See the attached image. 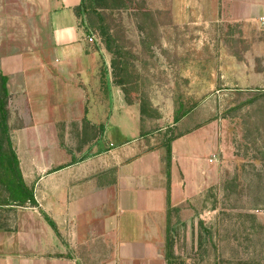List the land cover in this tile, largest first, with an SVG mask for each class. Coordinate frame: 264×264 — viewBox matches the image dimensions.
<instances>
[{"label": "rangeland", "instance_id": "1", "mask_svg": "<svg viewBox=\"0 0 264 264\" xmlns=\"http://www.w3.org/2000/svg\"><path fill=\"white\" fill-rule=\"evenodd\" d=\"M81 1L78 25L99 53L102 100L114 91L119 117L129 113L125 136L112 131V145L105 139L108 131H100L104 145L140 141V150L165 152L169 139L175 137L172 145L187 135L197 160L208 163L204 171L211 178L187 205L171 211L165 252L183 257L185 264L263 261L262 16L248 15L244 2L227 0ZM37 10L33 0H0V45L37 50L44 34L38 32ZM80 139L70 142L60 134L54 148L77 155ZM239 165L246 195L236 192ZM28 191L0 155V226L31 220Z\"/></svg>", "mask_w": 264, "mask_h": 264}, {"label": "crops", "instance_id": "2", "mask_svg": "<svg viewBox=\"0 0 264 264\" xmlns=\"http://www.w3.org/2000/svg\"><path fill=\"white\" fill-rule=\"evenodd\" d=\"M33 1L44 28L39 48L0 45L10 139L34 197L31 220L0 226V264H167L171 211L211 178L207 161L187 135L174 139L169 167L166 151L140 150V141L105 146L112 131L125 136L129 113L119 117L114 91L102 100L99 53L78 25L81 0ZM227 1L264 16V0ZM60 134L80 136L81 153L61 155Z\"/></svg>", "mask_w": 264, "mask_h": 264}, {"label": "trees", "instance_id": "3", "mask_svg": "<svg viewBox=\"0 0 264 264\" xmlns=\"http://www.w3.org/2000/svg\"><path fill=\"white\" fill-rule=\"evenodd\" d=\"M82 2V1H81ZM81 5V3H80ZM79 5V6H80ZM79 8V7H78ZM83 27L85 29L86 35L92 34L86 21H83ZM0 126L2 135H4V139H0V155L4 156L7 159V163L9 165V168L11 169V172L15 174V176L18 178L19 185L22 189H28L26 184L23 181L21 171L19 168V162L17 159L16 152L12 146V142L10 139V133H9V127L7 124L8 119V90L6 86V76L3 75L0 72ZM175 137H172L166 142L165 150H166V165L169 167L170 165V159H171V141ZM5 142V143H4ZM242 165H239L238 170L235 172V187L236 192L240 195H246L247 194V186L244 180L242 179ZM241 169V170H240ZM29 190V189H28ZM29 199L30 201L34 202V197L32 194V191L29 190ZM169 213V211H168ZM165 257L167 260V264H185V260L183 257L175 256L168 250L165 252ZM249 264H260L259 261H250Z\"/></svg>", "mask_w": 264, "mask_h": 264}, {"label": "built area", "instance_id": "4", "mask_svg": "<svg viewBox=\"0 0 264 264\" xmlns=\"http://www.w3.org/2000/svg\"><path fill=\"white\" fill-rule=\"evenodd\" d=\"M261 20L264 23V16H262V19ZM87 38H88L89 41H92L93 40V34L87 35Z\"/></svg>", "mask_w": 264, "mask_h": 264}]
</instances>
